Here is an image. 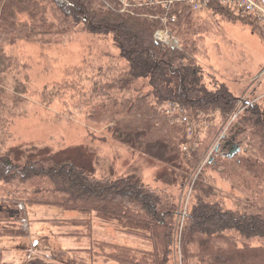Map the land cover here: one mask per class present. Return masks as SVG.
Listing matches in <instances>:
<instances>
[{
    "label": "trees",
    "instance_id": "1",
    "mask_svg": "<svg viewBox=\"0 0 264 264\" xmlns=\"http://www.w3.org/2000/svg\"><path fill=\"white\" fill-rule=\"evenodd\" d=\"M141 4L124 13L117 0H0V36H7L11 45L20 39L59 44L66 36L82 31L111 38L117 55L107 52V58L97 64L83 60L42 95L46 101L59 95L67 103L70 94L71 100L77 99L85 108L91 124L107 126V133L122 145L168 163L175 159L183 170L180 185L188 182L191 187L184 219L181 201L169 185L153 186L136 172L100 177L87 167L59 161L45 151L37 158L27 156L20 161L0 146V204L25 213L11 217L0 235L24 236L29 227L27 207L53 206L94 213L103 222L114 223L121 231L150 242L153 250L146 251L141 259L132 247L100 243L114 248L108 258L121 264H170L178 239L184 264H264V247L249 242L253 238L264 240V197L239 200L235 208H229L204 175L192 181L194 169L203 160L205 144L218 136L213 132L207 143L185 151L184 146H194V137H189L187 124L173 122L164 109L165 104L175 102L191 123L193 118L214 122L218 117L223 123L237 106L238 98L227 84L198 62L194 14L200 11L187 4L174 5L172 14L177 22L171 29L180 41L175 47L155 37L164 27L158 18L164 10L146 6L143 0ZM205 10L215 16L236 18L264 34L251 20L219 3L201 11ZM14 67V61L0 46V76ZM235 125L240 131L224 140L218 157L222 162L215 158L216 153L210 163L218 165L235 188L247 189L249 179L264 186V100L243 111ZM239 132L248 136L259 156L237 154L241 149L238 145L240 149L229 156L230 145ZM35 150V146L28 147L24 154ZM184 161L187 167L182 166ZM241 171L247 173L241 174L245 179L242 182V177L235 176ZM172 178L168 172L162 176V180L172 182L170 185L175 184ZM17 223L22 228L17 229ZM3 252L0 248V264L5 263Z\"/></svg>",
    "mask_w": 264,
    "mask_h": 264
},
{
    "label": "rangeland",
    "instance_id": "2",
    "mask_svg": "<svg viewBox=\"0 0 264 264\" xmlns=\"http://www.w3.org/2000/svg\"><path fill=\"white\" fill-rule=\"evenodd\" d=\"M194 17L197 18L194 38L198 46V62L210 75L226 83L236 98L249 96L261 103L264 100V34L255 32L250 25L236 18L215 16L206 10H200ZM102 37L82 31L59 39H63L59 44L20 39L14 45L8 42L7 36L0 38V46L15 63L11 71L0 76L2 151H11L20 161L26 160L27 156L37 158L40 152L45 151L59 161L69 160L87 167L100 177L136 172L153 186L169 185L181 201L183 220L191 187L187 181V186L180 185L183 170L175 159L168 163L156 155L138 153L122 145L107 133V126L91 124L84 114L85 108L79 106L77 99L71 100L70 94L67 95V103L59 99V95L47 101L42 95L47 87L51 88L62 81L66 71L83 63V60L97 64L99 59L107 58V52L115 55L116 47L111 38ZM228 122L227 119L222 123L219 117L214 122L206 118H193L192 137L196 149L198 143H207L206 139L210 134L212 137L213 132L218 137L216 141L208 139L209 143L205 144L206 148L201 154L203 160L194 169L196 177L192 181L199 174L204 175V180L214 184L218 195L226 199L227 207L235 208L239 200L264 197V186L249 179L251 185L247 189L243 186L235 188L222 169L210 163L211 153V156L217 153L215 158L222 162L218 157L223 152L224 140L240 131L236 125H230L226 130ZM222 133L224 135L220 136ZM239 134L230 148L238 145L241 149L237 154L245 152L259 156L248 136ZM103 136L106 138L101 139ZM217 142L220 143L214 151ZM32 146L37 150L25 155L26 148ZM181 163L187 167L185 161ZM167 172L172 175L175 184L170 185L172 182L162 180ZM241 174L247 173L241 171L235 176L242 177V182L245 179ZM23 214L0 204V231L9 224L11 217H21ZM26 218L29 227L24 236L0 235L4 264H121L108 258L109 252L112 254L115 249L100 245L103 242L132 247L137 250L135 254L139 259L144 257L146 251L153 250L149 241L121 231L114 223L103 222L94 213L33 205L27 207ZM17 224V229L22 228L20 223ZM249 242L264 247V240L260 238H253ZM182 253L178 239L170 264H184Z\"/></svg>",
    "mask_w": 264,
    "mask_h": 264
},
{
    "label": "built area",
    "instance_id": "3",
    "mask_svg": "<svg viewBox=\"0 0 264 264\" xmlns=\"http://www.w3.org/2000/svg\"><path fill=\"white\" fill-rule=\"evenodd\" d=\"M117 1L121 5V11L124 13L132 12L131 10L137 5L142 6L141 0H138V3H134V0ZM143 3L146 6L158 7L164 10V13L158 16L164 27L157 30L155 37L157 40L168 46L179 47L180 45L179 39L171 29V26L177 22V17L172 14L173 7L177 3L187 4L194 11L203 10L212 3H219L220 5L232 10L235 15L251 20L258 29L264 31V0H143ZM256 101V99H251L249 96H244L238 99L235 110L228 117L229 122L225 129L227 130L230 125L233 126L238 116L247 108L252 106ZM164 109L166 113L171 116L173 122L188 125V133L189 137L191 138L192 134L194 133V129L189 117L185 113V110L175 102H169L165 104ZM223 135L224 133H222L220 136ZM219 140H221V138H219ZM219 143L220 142H217L213 147L214 151L218 147ZM194 148V146L192 148L189 146H184L185 151H189L190 149ZM211 155L212 153L210 154L209 158H212ZM205 159H207V156Z\"/></svg>",
    "mask_w": 264,
    "mask_h": 264
},
{
    "label": "water",
    "instance_id": "4",
    "mask_svg": "<svg viewBox=\"0 0 264 264\" xmlns=\"http://www.w3.org/2000/svg\"><path fill=\"white\" fill-rule=\"evenodd\" d=\"M239 149H240V148H239L237 145L233 146V148H232V150H231L229 156H230V157H233L234 154H235Z\"/></svg>",
    "mask_w": 264,
    "mask_h": 264
},
{
    "label": "crops",
    "instance_id": "5",
    "mask_svg": "<svg viewBox=\"0 0 264 264\" xmlns=\"http://www.w3.org/2000/svg\"><path fill=\"white\" fill-rule=\"evenodd\" d=\"M38 221V220H37ZM39 222V221H38Z\"/></svg>",
    "mask_w": 264,
    "mask_h": 264
}]
</instances>
